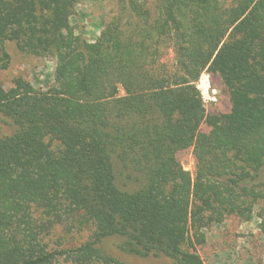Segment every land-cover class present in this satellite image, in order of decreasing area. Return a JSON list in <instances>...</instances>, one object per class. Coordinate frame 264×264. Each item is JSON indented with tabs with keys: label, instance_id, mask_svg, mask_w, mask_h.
<instances>
[{
	"label": "trees",
	"instance_id": "16d2710c",
	"mask_svg": "<svg viewBox=\"0 0 264 264\" xmlns=\"http://www.w3.org/2000/svg\"><path fill=\"white\" fill-rule=\"evenodd\" d=\"M78 3L0 0V69L10 43L54 60L46 89L0 86V264H204L256 203L264 233V0H115L93 40Z\"/></svg>",
	"mask_w": 264,
	"mask_h": 264
},
{
	"label": "rangeland",
	"instance_id": "374dc122",
	"mask_svg": "<svg viewBox=\"0 0 264 264\" xmlns=\"http://www.w3.org/2000/svg\"><path fill=\"white\" fill-rule=\"evenodd\" d=\"M114 5L115 0H79L70 23L75 27L76 33H83L87 39L93 40ZM6 51L10 62L6 68L0 69L2 90L15 88L17 84L46 89L52 83L54 60L50 55L43 51L21 53L13 43L6 45ZM172 59L173 53L169 51L163 61L171 66ZM206 75L202 74L196 83L197 87L204 91L203 103L206 110L214 106V103L217 104L218 111L227 112L229 109L227 93L218 78ZM15 79L20 80L15 83ZM123 94L124 92L119 90V95ZM10 132L11 126L0 116V135ZM177 158L193 177L195 161L191 149L180 152ZM260 209L261 204L256 203L248 221L222 219L206 228L204 230L206 242L198 249L204 264H255L258 260H264V233L261 232ZM157 263L170 264L165 260L153 261L151 264Z\"/></svg>",
	"mask_w": 264,
	"mask_h": 264
},
{
	"label": "built area",
	"instance_id": "2783aa9c",
	"mask_svg": "<svg viewBox=\"0 0 264 264\" xmlns=\"http://www.w3.org/2000/svg\"><path fill=\"white\" fill-rule=\"evenodd\" d=\"M207 76V75H206ZM196 87H197V85H196ZM197 89L199 90V92H200V94H201V97H202V99H203V97H204V91H202L200 88H198L197 87ZM205 92H207V90H205ZM203 101H204V99H203ZM213 102H215V99H213L212 100Z\"/></svg>",
	"mask_w": 264,
	"mask_h": 264
}]
</instances>
